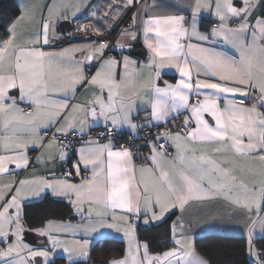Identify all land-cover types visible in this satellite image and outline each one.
<instances>
[{"label":"snow or ice","instance_id":"1","mask_svg":"<svg viewBox=\"0 0 264 264\" xmlns=\"http://www.w3.org/2000/svg\"><path fill=\"white\" fill-rule=\"evenodd\" d=\"M236 2L178 0L173 10L161 0H29L21 7L0 39V181L7 180L0 182V264H55L57 250L67 264H80L103 230L127 241L125 255L109 264H211L195 247L201 215L242 226L249 256L264 264V250L254 247L264 233V13L256 14L264 0ZM137 3L132 25L120 33L119 58L107 55L121 8ZM203 12L216 18L207 32L200 31ZM81 13L87 22H78ZM61 22L105 39L45 50L62 38ZM27 26L33 30H21ZM138 39L147 50L143 62L125 54ZM166 69L178 79L161 86ZM140 111L145 123L137 122ZM94 127L104 131L92 139ZM124 130L145 143L117 147L112 140ZM46 194L65 198L79 220L31 229L46 238L34 248L24 241L23 206ZM173 210L180 215L172 247L152 253L137 224Z\"/></svg>","mask_w":264,"mask_h":264},{"label":"crops","instance_id":"2","mask_svg":"<svg viewBox=\"0 0 264 264\" xmlns=\"http://www.w3.org/2000/svg\"><path fill=\"white\" fill-rule=\"evenodd\" d=\"M14 2H15V4L17 5V7L19 9V14L17 16V17H19L21 15V7L24 4L28 3L29 0H14ZM35 2L40 3V4H48V3L51 2V0H35ZM113 2L114 3H120L121 5L123 4V0H113ZM161 2H162V4L165 7L173 8V6L178 3V0H161ZM91 3L93 5H106L108 3V0H91ZM144 3H151V0H144ZM235 6H237V7L242 6L239 3V0H237ZM138 8H141V3H137L135 7H132L127 12H124L123 11V8H121V14H120V17L118 19V22L115 23L113 26L120 25V24H122L125 21H129L131 23V25H132V16H133V13H135ZM107 10L108 9H106V8H101V14L104 11H107ZM173 10H174V8H173ZM261 13H264V7H258L257 8L256 14H261ZM45 15H47V10L46 9H45ZM78 22H81V23L87 22L86 21V13H81L79 15ZM215 23H216V18L214 17V15H212V14H210L208 12H203L201 14V16L199 17V26H200V31L201 32H207V31H209L211 29V27ZM61 24H64V27L63 28H60L59 27L57 29V35L58 36H61L62 37L63 35H67L68 33H74L76 35H80L82 33V32H74L73 30L75 29V26L76 25H73V23H71V22H61ZM10 25H9V27H10ZM97 26L99 27L100 24H98ZM233 26H235V24H233ZM21 30L22 31H32L33 29H32L31 26H27L26 28H22ZM120 33L116 34L112 38V42H110V41L107 40V42L110 45V48L106 50L107 55H109V56H116L117 58H119V52L116 51V49L118 47V43H124L125 42V39H126V38L121 37ZM5 38H7V36ZM0 39H4V38H0ZM58 40L59 39H57L54 42V44L51 45V46H45V50H48V51H60V50H62L65 47H70V46H84V45H89V44H93L95 42L102 41V40H94L92 38L85 39V40L84 39H77V40H74V41L65 43L64 45H58L57 44ZM138 50L142 52V56L141 57L134 54V51H138ZM110 52H112V54H110ZM125 54H130L131 57L133 59H136L138 62L145 61L147 59V50L142 45V39H138L136 42H134V45L131 48L130 52H129L128 49H125ZM77 56H79V54H77ZM96 66H98V65H95V62H94V66L91 68V71L92 72L95 71V67ZM176 79H178V74L175 73V70L166 69L165 70V74L163 75V79L160 82L161 83V86H163V80H167L169 83H175V80ZM145 115H146L145 112L140 111L139 112V115L137 116V122L138 123H145V121L143 119ZM138 118H139V120H138ZM96 128H99V127H94L90 131H92V130H94ZM124 131L128 132L127 130H124ZM147 153H148V149L146 148L145 150L142 151L141 157L143 155H147ZM36 154H37L36 152H31L30 151V155L35 156ZM144 163H146V162L143 159L136 162V164H137L138 167L140 165L144 164ZM52 166L53 165H51V164L48 165L49 168H51ZM33 167L35 168L36 166L33 165ZM65 167H70V164H65L63 168H65ZM63 168H61L60 171H58L56 174L57 175H61L62 174L61 172H62V169ZM36 170L39 171L41 169L40 168H36ZM30 171H31V169L28 172H22L20 174L21 178H23L24 176H28L30 174ZM8 179H10V178H8ZM0 182H7V180L5 179V180L0 181ZM56 198H60V199H63L65 201H67L65 198H62V197H56ZM40 199L41 198H33V199H30L28 201H25L24 205L26 203H29V202L38 201ZM217 208L220 209V210H224L223 209V206H221L219 204L217 205ZM192 211L193 212L196 211L195 206H193ZM228 211H230V209H228ZM170 215H173V220L171 222V225H172V223L176 220L177 216L180 215V212L178 210H173V212L167 214L166 217L163 220H161V221H152V222H150L147 225L143 223L144 217L142 216L140 218L138 224H137V236H138V239H139L138 229L141 226L146 227V226H152V225L159 224V223L163 222L166 218H168ZM194 219H195V216H194ZM50 220H53V221H56V222H69L70 221L71 223L76 224L78 222V220H79V217L75 216V219H72V220H59V219H50ZM27 231L33 232L34 234L38 235L37 233H35L31 229H28L25 232H27ZM103 231L106 233L105 235H95L94 236V238H93V240H92V242L90 244L88 258L81 259V261H86L87 264H99L98 263V260H100V258H101L100 255L102 254V250L100 249V252L101 253L100 252L99 253H96L94 250L95 249L98 250V247H97L98 246V243L100 241H103V240L104 241L105 240L108 241L107 243L104 244V248L107 249V250H112L114 248V242L113 241H121V242H123V246H124V249H123L122 254L115 255L114 253H112L111 256L108 257V259L106 261V264H109V262L111 260H113V259H119V258H122L125 255V252H126V249H127V241L122 236V234L115 233L112 230H103ZM193 232H194V239H195V247H196V250L199 253V255L201 257H203L204 259H206V260H207V258L197 248V245H196L197 240L202 239V238H206L208 236H223V237H231V238H244L246 240V230L242 226L234 225V224H225V223L221 222L219 220V218L212 219L211 217H209V218L205 219L203 215L200 216V218H199V225L193 228ZM263 236H264V233H260L258 231L257 234H256V237H255V240H257L259 238H262ZM40 238H41L40 241H39L40 244L38 246H36L37 248L40 247L42 245V243L46 239L45 237H40ZM109 240H112V241H109ZM255 240H254V242H255ZM29 245H31V244H29ZM246 245H247V240H246ZM32 246H35V245H32ZM0 247H2V245H0ZM170 247H172V244H171ZM254 247H255V249L257 248L256 245H255V243H254ZM256 250H258V249H256ZM160 252H162V251H160ZM157 253H159V252H157ZM64 257H65V254L62 251L57 250V252L55 254V257H54L55 264H67V261H66V259ZM248 258H249V260L253 264H255V257H251L248 254ZM38 259H42V258H38Z\"/></svg>","mask_w":264,"mask_h":264},{"label":"trees","instance_id":"3","mask_svg":"<svg viewBox=\"0 0 264 264\" xmlns=\"http://www.w3.org/2000/svg\"><path fill=\"white\" fill-rule=\"evenodd\" d=\"M18 14L19 9L14 0H0V38H5L7 36L9 25ZM63 27L64 24H61L60 28ZM74 35L76 36L75 40L80 39L78 38L79 35ZM23 214L28 229L37 228L41 226L44 221L50 219H75L71 205L67 201L56 198L50 194L45 195L38 201L26 203L23 207ZM172 220L173 215H170L159 224L146 227L141 226L138 229L139 240L146 241L150 245L152 253L168 249L171 246L170 235ZM107 242L106 240L100 241L97 246L98 250H94L96 253H99L100 249L102 250V254L100 255L101 258L98 260L99 264H106L108 257H110L112 253L120 255L123 252V242L113 241L114 248L112 250L104 248V244ZM254 243L258 251L264 250V236L255 240ZM196 245L198 250L211 262V264H253L248 258L246 240L244 238L208 236L197 240ZM80 264H87V262L80 261Z\"/></svg>","mask_w":264,"mask_h":264},{"label":"built area","instance_id":"4","mask_svg":"<svg viewBox=\"0 0 264 264\" xmlns=\"http://www.w3.org/2000/svg\"><path fill=\"white\" fill-rule=\"evenodd\" d=\"M75 25V24H73ZM131 23L129 21H125L123 22L122 24L120 25H116V26H113L112 30H111V35L107 37V40L112 42V38L114 35L120 33L122 30H125V29H128L130 27ZM75 35L73 33V35L71 37L67 35H63L61 39L58 40L57 44L58 45H64L65 43H68V42H71V41H74L75 40ZM80 39H89V38H92L94 40H104L105 37H97L95 36V34L93 33H89L88 34V37L85 38V34L84 33H81L79 36H78ZM110 54H112V52H110ZM139 120V118H138ZM177 123H179V121H177ZM161 130H163V128L161 127ZM104 131L103 127H99V128H96L92 131H90V138L92 139H95L98 137V135L100 133H102ZM152 133H156L157 129L156 128H152ZM140 136H147L148 135V130L145 129L143 132L139 133ZM88 138V137H86ZM69 139H74L72 137H69ZM102 142H107V140H102ZM74 143L76 144V146L78 147L79 146V141L78 140H74ZM112 143L115 144L117 147H119L120 145H128V146H132V145H136V146H140V145H143L145 143V140L143 139H134L133 138V135L131 133H128L126 131H123V132H119V133H116L115 134V138L112 140ZM146 148H140L139 149V152H138V155L141 156V153L143 150H145ZM170 151H172V149H169ZM71 159L74 160L76 159V156L75 155H72L71 156ZM139 160H142L141 159H137V161ZM69 167H65L62 169V172L67 170Z\"/></svg>","mask_w":264,"mask_h":264},{"label":"water","instance_id":"5","mask_svg":"<svg viewBox=\"0 0 264 264\" xmlns=\"http://www.w3.org/2000/svg\"><path fill=\"white\" fill-rule=\"evenodd\" d=\"M134 54L135 55H138V56H142V52L141 51H134ZM40 236H38V235H36V234H34L33 232H30V231H27V232H25V234H24V240L27 242V243H29V244H31V245H35V246H38L39 244H40Z\"/></svg>","mask_w":264,"mask_h":264},{"label":"rangeland","instance_id":"6","mask_svg":"<svg viewBox=\"0 0 264 264\" xmlns=\"http://www.w3.org/2000/svg\"><path fill=\"white\" fill-rule=\"evenodd\" d=\"M25 234V233H24ZM25 241V240H24ZM26 242V241H25ZM27 243V242H26ZM27 244H29V243H27ZM29 246H31V247H34V248H37L36 246H32V245H29ZM257 249V248H256Z\"/></svg>","mask_w":264,"mask_h":264}]
</instances>
